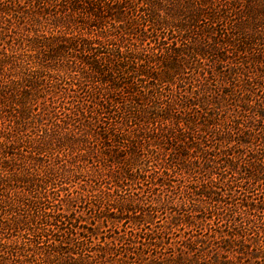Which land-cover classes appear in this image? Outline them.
<instances>
[{"label": "trees", "instance_id": "1", "mask_svg": "<svg viewBox=\"0 0 264 264\" xmlns=\"http://www.w3.org/2000/svg\"><path fill=\"white\" fill-rule=\"evenodd\" d=\"M0 197V264L107 259L82 203L264 263V0H0Z\"/></svg>", "mask_w": 264, "mask_h": 264}, {"label": "rangeland", "instance_id": "2", "mask_svg": "<svg viewBox=\"0 0 264 264\" xmlns=\"http://www.w3.org/2000/svg\"><path fill=\"white\" fill-rule=\"evenodd\" d=\"M7 46V44H5ZM22 52V50H21ZM20 52V53H21ZM60 96V93L53 94L51 92H47L45 95L46 103H49L53 98ZM47 113V111H45ZM3 115H6V113H2ZM6 118V117H5ZM4 119V118H3ZM3 122V121H2ZM4 123V122H3ZM7 126V122H5ZM29 134V133H28ZM23 156L27 155V152L20 148L19 151ZM176 185V183H173ZM107 188L105 189H114V183L109 182L106 184ZM124 189L130 190V192H134V187L132 186H123ZM113 191V190H111ZM140 191L139 189H136V193ZM124 193H127L126 191H123ZM117 193V192H116ZM115 192H112V194H116ZM118 194H120L118 192ZM123 194V193H122ZM1 198V197H0ZM149 200V199H144ZM147 203V201H146ZM89 205L86 203L80 204L74 211L77 216L82 217V219L85 221L82 222L83 225H86L89 229H92V233H95L96 237L93 239H89V241H92V245L97 248V245L105 246L104 242H108L110 246L114 249L113 254L110 255L107 259H99L98 256L95 254L94 251L88 252L87 256H82L84 258H78V255L71 256V252L68 251V249L62 250L64 253L63 255L70 258L72 262H75L74 264H77L79 262L80 264H154L150 262L149 260H154L152 257L147 256L146 254H141L140 252L147 251V249H143L140 245L130 244V242L127 241H133L134 239H131L134 234H137L135 241H142L143 243H147L148 240L143 239L142 233H149L154 238L156 243L159 245V247H153L149 246L152 250V253H154L152 256L155 257V264H219L215 263L213 259L219 260L221 262L220 264L227 263V264H257L259 262H256L254 260H251L249 258V255H240L234 253H225L220 248L221 245L220 240L214 239L213 230L215 226L212 225H205L202 226L201 234H198L197 232H192L191 234H195L199 238H202V241L207 240L206 245H208V248H202L201 246L196 248H190L188 246L187 241V232H189V229H183L182 227H174V226H168L169 223H166L167 217L169 216V210L168 211H160L158 212V218L155 220L157 221V224L151 225V227L144 229L143 231L139 229V226L136 224H132L131 222L127 221H120L117 220V216H119V212L116 209H112L108 207H105V213H107V218H109L110 221L104 222L101 219L99 222H94V225H90V223H93L91 220V211L88 208ZM5 209V208H3ZM108 209V210H107ZM3 217H5L3 215ZM93 227H96L97 229L94 230ZM161 228L162 231H164L166 234L161 235L159 237V233L161 231H158V228ZM186 231V232H185ZM220 233L227 234L226 228L222 225L221 229L219 230ZM3 233L4 240L3 243H8L10 245L13 241H20V242H26L28 240H31L33 236L31 235V232H28L26 230H14V231H5L3 229L0 230V234ZM139 233V234H138ZM190 234V235H191ZM119 237H121V240H118ZM197 237V239H198ZM82 242H86L83 239H80ZM88 243V242H87ZM218 243V244H217ZM42 245V244H41ZM65 248L67 247L66 244H63ZM44 248V247H42ZM218 250L216 251L215 249ZM8 250V248H7ZM9 250L14 251L15 247L11 246V249ZM70 250V248H69ZM155 251V252H154ZM80 250H78L76 253H79ZM217 252V253H216ZM137 254V255H136ZM262 255V254H261ZM76 260H74V258ZM262 261V259H260ZM7 262L10 264H15V262L12 261V259H9ZM33 264H42L41 262H34ZM264 264V263H260Z\"/></svg>", "mask_w": 264, "mask_h": 264}]
</instances>
